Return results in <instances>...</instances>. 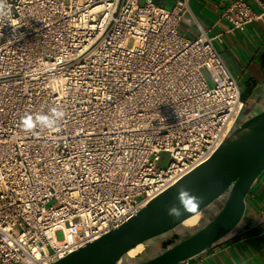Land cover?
I'll return each mask as SVG.
<instances>
[{"label":"built area","instance_id":"obj_1","mask_svg":"<svg viewBox=\"0 0 264 264\" xmlns=\"http://www.w3.org/2000/svg\"><path fill=\"white\" fill-rule=\"evenodd\" d=\"M253 2L258 10L248 0L227 8V33L264 20ZM190 3L0 0V264L63 260L225 142L241 88L221 35L181 33ZM52 107L65 113L57 129L23 130V118Z\"/></svg>","mask_w":264,"mask_h":264},{"label":"water","instance_id":"obj_2","mask_svg":"<svg viewBox=\"0 0 264 264\" xmlns=\"http://www.w3.org/2000/svg\"><path fill=\"white\" fill-rule=\"evenodd\" d=\"M264 174V100L256 96L233 130L212 155L175 185L152 200L136 217L97 241L55 264H184L222 246L264 223V212L248 221L247 198ZM189 189L203 202L179 219L168 216L172 205L180 207L178 191ZM204 214L196 227L189 218ZM139 245L136 258L129 252ZM146 246L154 248L152 253Z\"/></svg>","mask_w":264,"mask_h":264},{"label":"crops","instance_id":"obj_3","mask_svg":"<svg viewBox=\"0 0 264 264\" xmlns=\"http://www.w3.org/2000/svg\"><path fill=\"white\" fill-rule=\"evenodd\" d=\"M154 1L169 9L177 0ZM235 1L238 0H191V14L184 18L180 31L190 38L197 37L200 28L222 36V43H218L217 48L238 80L247 107L254 96L257 102L264 100V20L249 25L244 32L227 33L230 24L222 16ZM248 1L258 10L253 0ZM260 1L264 3V0ZM247 212L249 222L264 212V174L254 184L247 198ZM199 262L264 264V223L199 257Z\"/></svg>","mask_w":264,"mask_h":264},{"label":"clouds","instance_id":"obj_4","mask_svg":"<svg viewBox=\"0 0 264 264\" xmlns=\"http://www.w3.org/2000/svg\"><path fill=\"white\" fill-rule=\"evenodd\" d=\"M65 113L60 107H52L46 113L29 114L22 119L21 126L24 131L32 132L34 130L54 131L59 127ZM180 207L175 204L168 208L167 214L173 219H179L185 213H192L198 209L203 202L202 196L193 195L189 189L181 187L177 197Z\"/></svg>","mask_w":264,"mask_h":264},{"label":"bare ground","instance_id":"obj_5","mask_svg":"<svg viewBox=\"0 0 264 264\" xmlns=\"http://www.w3.org/2000/svg\"><path fill=\"white\" fill-rule=\"evenodd\" d=\"M200 217H201V214L195 215V216L189 218L188 220H186L184 225L186 227H191V228L196 227L199 220H200ZM143 250H144V246L139 245L129 252V257L135 258L138 255H140L143 252Z\"/></svg>","mask_w":264,"mask_h":264},{"label":"rangeland","instance_id":"obj_6","mask_svg":"<svg viewBox=\"0 0 264 264\" xmlns=\"http://www.w3.org/2000/svg\"><path fill=\"white\" fill-rule=\"evenodd\" d=\"M140 1H141V3L143 4V3H145L146 0H140ZM168 163H169V158H168L167 156H165V157H164V160H163V162H162L161 165H162L163 167H165V166L168 165ZM247 214H248V212H247ZM57 237H58L59 240H62V239H63V233H62V232H59L58 235H57Z\"/></svg>","mask_w":264,"mask_h":264},{"label":"flooded vegetation","instance_id":"obj_7","mask_svg":"<svg viewBox=\"0 0 264 264\" xmlns=\"http://www.w3.org/2000/svg\"><path fill=\"white\" fill-rule=\"evenodd\" d=\"M205 218H206V216L204 214H202L200 217V219H205ZM146 250H148L149 253H152L155 250V247L149 249V247L146 246Z\"/></svg>","mask_w":264,"mask_h":264}]
</instances>
